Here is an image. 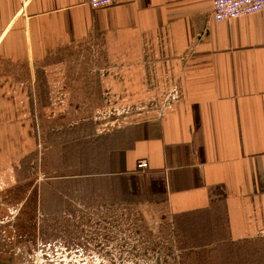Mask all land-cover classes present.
Here are the masks:
<instances>
[{"label": "crops", "instance_id": "1", "mask_svg": "<svg viewBox=\"0 0 264 264\" xmlns=\"http://www.w3.org/2000/svg\"><path fill=\"white\" fill-rule=\"evenodd\" d=\"M174 89L170 109L115 131L83 136L78 120L62 118L92 117L108 100L161 104ZM35 128L51 145L38 157L41 186L52 182L63 204L47 228L75 230L73 212L89 211L71 203L108 205V189L77 186L117 181L125 201L142 193L157 219L178 225L177 260L230 249L233 261L264 264V11L217 23L212 0L99 10L87 0H0L2 175L33 154ZM139 160L147 170H136ZM4 178L0 193L12 186ZM37 191L45 203L50 194Z\"/></svg>", "mask_w": 264, "mask_h": 264}, {"label": "rangeland", "instance_id": "2", "mask_svg": "<svg viewBox=\"0 0 264 264\" xmlns=\"http://www.w3.org/2000/svg\"><path fill=\"white\" fill-rule=\"evenodd\" d=\"M92 65L97 66L93 63ZM95 73H98V70L91 75L95 77L94 80H99ZM99 75L101 77L102 73ZM102 103L93 108L90 107L92 117H76V119L70 117L71 120L69 117H62L68 120L65 125L71 122L72 126L77 125L81 135L90 136V132L95 134L115 131L141 115L156 113L159 115L165 112L163 111L164 102L157 105H150L147 102L133 105L113 103L108 100ZM50 110L51 113L57 112L52 110V107ZM77 120V124L74 125ZM45 123L47 126L48 122ZM33 139L35 141L33 154L24 162L15 163L12 169L4 172V175H2L3 171L0 172L1 178L6 177L4 179H9L12 183V186H7V191L0 193L1 259L13 264H81L85 259L90 262L104 261L100 264H215V260L219 261V264H244L241 258L232 260L234 252L230 249L218 252L210 250L204 253H186L189 256L177 260L179 254L171 247L174 243L176 247H179L177 243L180 240L177 238V235H180L178 225L172 224L170 220L157 219L158 213L155 210L157 208L147 205L150 199L147 200V196L142 193H140L141 196L138 195L141 199L135 197L133 201L127 198L125 201L120 195L125 192L119 187L117 181H110L108 185L94 183L93 187L90 186L87 191L85 186H77L78 193L92 192L99 195L107 193L106 189H108V194H110L108 205H106L107 201L103 202L101 199L93 202L92 205L71 203L74 210L93 211V221L83 224L84 229L80 230L79 225L73 224L77 231L75 229L71 235L70 230L58 232L56 228H47L49 225L52 227L55 225L53 215L63 204L53 202L52 182L49 186H41L44 179L39 172L38 157L39 154L44 153V149L46 151L51 145L47 140L45 142L47 148L44 146L43 135L37 133L36 128L35 135L33 132ZM46 155L50 162L53 157L52 151ZM62 156L68 159L69 151L63 152ZM2 184L5 183L0 180V192L5 189ZM40 187L46 190V196L50 194L46 197L48 200L45 203H43V197L38 198L37 196V190ZM64 205L66 206V203ZM97 211L99 213H96ZM102 211L110 212L106 217L108 226H106L107 219L103 221L100 215ZM68 225L71 223L68 222ZM103 228L104 233L108 231V239L105 242L102 240ZM80 231H83V234L87 233L89 237H94L92 242L85 238L81 240V242L86 240L90 246L87 248L88 251L83 249V252L87 254L80 251L74 253L77 248L76 242L80 241L77 238L79 237L77 233ZM70 236H72V243L69 241ZM102 245H104L103 248H101ZM183 255L182 253L181 256ZM233 259L236 257L234 256Z\"/></svg>", "mask_w": 264, "mask_h": 264}, {"label": "built area", "instance_id": "3", "mask_svg": "<svg viewBox=\"0 0 264 264\" xmlns=\"http://www.w3.org/2000/svg\"><path fill=\"white\" fill-rule=\"evenodd\" d=\"M121 2L122 0H87L89 7L94 10L113 7ZM262 11H264V0H212V15L217 23L232 21ZM177 99V90L169 91L164 99L165 107L163 111L170 109ZM147 168L148 164L145 160H139L136 163V170L139 172H143Z\"/></svg>", "mask_w": 264, "mask_h": 264}, {"label": "flooded vegetation", "instance_id": "4", "mask_svg": "<svg viewBox=\"0 0 264 264\" xmlns=\"http://www.w3.org/2000/svg\"><path fill=\"white\" fill-rule=\"evenodd\" d=\"M73 213H74L73 223L76 224V225H79V229L80 230L84 229L85 226H82L83 224H88V223H91L93 221L92 220V218L94 217L93 211H89V212L74 211ZM96 213H99V212L97 211ZM108 213H110V212L109 211H102L101 214H100L102 216V218H103V221H104V219H107L106 220L107 221L106 222V226H108V218H106V217H108ZM78 223H80L81 225L78 224ZM75 229L77 231V228H75ZM104 230L105 229L103 228L102 229V233H103L102 240H103V242H105L108 239V231H105V233H104ZM79 233L82 235V237H81V235ZM85 234H83V231H80V232L77 233V236H79L77 238L80 241L76 242L77 243V245H76L77 248L75 249L74 253H77V252L80 251L81 253L87 254L86 252H83V249L87 250V248L90 247L86 240H89V241L92 242L94 237L93 236L89 237V236H87V233H85ZM59 235L61 236L60 233H59ZM71 235H73V232H71ZM84 238L86 240L81 242V240H84ZM69 241L72 243V236H70ZM103 247H104V245L101 246V248H103ZM98 250H100V249H98ZM102 253H104V251H102ZM101 262L104 263V261L90 262V261H87L85 259L81 264H100ZM76 264H79V263H76Z\"/></svg>", "mask_w": 264, "mask_h": 264}, {"label": "trees", "instance_id": "5", "mask_svg": "<svg viewBox=\"0 0 264 264\" xmlns=\"http://www.w3.org/2000/svg\"><path fill=\"white\" fill-rule=\"evenodd\" d=\"M180 233V232H179Z\"/></svg>", "mask_w": 264, "mask_h": 264}]
</instances>
